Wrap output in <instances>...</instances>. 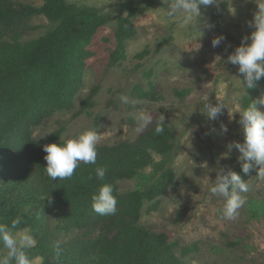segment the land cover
Masks as SVG:
<instances>
[{
  "label": "rangeland",
  "instance_id": "374dc122",
  "mask_svg": "<svg viewBox=\"0 0 264 264\" xmlns=\"http://www.w3.org/2000/svg\"><path fill=\"white\" fill-rule=\"evenodd\" d=\"M66 1L101 9L106 22L88 44L91 54L79 72L61 76L74 80V102L71 108L55 109L33 129L37 144L43 147L60 142V136L67 139L86 130L99 134L98 145L135 142L164 116V123L174 133L173 148L166 153L153 151L145 168L118 182L120 193L126 196L135 190L146 192L167 169L173 172L166 192L144 199L137 225L166 233L176 243L183 264H264V178L257 176L258 166L247 180L248 191L242 193L245 203L235 220L223 217L224 199L208 191L216 177L215 169L236 172L242 167L235 148L222 158L229 143L243 142L240 114L233 113L230 119L225 107L212 121L199 110L208 95L212 104L219 103V97L230 111L242 110L264 95V77L245 94L238 84V79L243 80L238 66L227 62L228 55L254 31L248 22L257 5L252 0H218V6L202 7V23L213 26L204 28V36L198 38L200 34L188 26L164 20L163 0H138L131 18L135 35L126 41L125 57L113 63L119 17L129 13L115 4L129 0ZM44 4L45 0H0V25L5 27L7 39L25 43L54 30L59 22L24 11ZM230 6L235 8L234 15ZM13 13H20L17 20L10 19ZM217 36L225 39L213 47ZM52 76L59 78L60 73ZM93 91L92 100L84 105ZM121 94L131 102L121 103ZM258 107L264 111V105ZM141 110L148 111L153 119L137 133L135 116ZM222 124L227 126L226 133ZM52 183L45 170L23 160L11 157L0 163V222H10L19 213L29 217L23 219L21 227L34 235L32 255L36 264H78L66 261L72 256L65 249L68 237L61 233L53 212L42 207L47 205ZM37 208L42 210L36 213Z\"/></svg>",
  "mask_w": 264,
  "mask_h": 264
},
{
  "label": "trees",
  "instance_id": "16d2710c",
  "mask_svg": "<svg viewBox=\"0 0 264 264\" xmlns=\"http://www.w3.org/2000/svg\"><path fill=\"white\" fill-rule=\"evenodd\" d=\"M140 2L129 0L115 5L126 16L119 17L117 45L111 59L116 63L125 57L126 41L135 35L131 18ZM31 14H44L58 26L39 38L25 43L6 37L0 25V163L11 157L26 165L47 166L46 153L37 144L33 129L58 108H71L74 102V80L63 77L76 74L91 51L87 49L106 16L96 7L68 4L66 0H45ZM21 10V14L24 12ZM25 12V13H26ZM13 13L11 20L19 17ZM4 20V19H3ZM60 73L59 78L52 75ZM75 72V73H74ZM93 91L84 102L92 100ZM144 132L135 142L122 141L113 145H97L96 164L79 163L71 178H56L51 185L46 210H51L67 236L65 249L71 253L66 261L78 264H183L164 232H153L137 225L145 198H155L168 190L173 172L167 169L146 192L131 191L123 196L119 180L132 178L152 160L153 151L166 153L173 148V131L164 123V132L155 128ZM58 138V134L54 135ZM60 143V142H55ZM12 150L10 155L7 154ZM5 153L4 156H1ZM106 168L104 181L97 179L95 169ZM247 182L250 174L242 167L236 171ZM103 183L113 186L117 199L114 215H98L92 210L91 197ZM42 208H37L36 213ZM24 218H29L24 216ZM16 216H14L15 218ZM52 242V241H51ZM53 243V242H52ZM60 249H63L61 246Z\"/></svg>",
  "mask_w": 264,
  "mask_h": 264
},
{
  "label": "clouds",
  "instance_id": "9594fccd",
  "mask_svg": "<svg viewBox=\"0 0 264 264\" xmlns=\"http://www.w3.org/2000/svg\"><path fill=\"white\" fill-rule=\"evenodd\" d=\"M257 5L253 19L249 21V27L253 28L250 36H245L241 44L235 48L227 57V62L238 66V71L243 80L238 79V84L246 94V89H253L255 83L264 77V0H252ZM164 7H161L165 21L174 22L188 26L192 32L199 33V37L204 36V28L210 29L213 25L207 21L202 23V7L212 5L218 6V0H163ZM234 15L235 8H229ZM223 36H217L212 40V46L217 47ZM251 43H248V41ZM199 49V48H195ZM225 62V61H224ZM121 103L128 104L131 101L127 95L121 94ZM219 103L212 104L209 95L203 99L199 110L209 120L215 121L222 110L227 107L230 119L233 113H239L240 124L243 131V142L234 141L227 145L228 152L222 154V158H227L233 148L238 150V162L241 163L242 171L250 174L253 168H257V176L264 178V111L258 107L264 105V95L253 101L242 110L230 111L226 103L217 97ZM152 115L141 110L135 116V130L137 133L143 132L152 122ZM164 116L155 128L157 134L164 132ZM221 130L227 132V126L221 125ZM100 136L94 130H86L74 137L65 139L60 136V143H50L43 146L46 153L44 159L47 166L44 168L46 174L55 180L71 178L80 162L84 164H96L97 145ZM105 167H97L95 175L98 180L104 181L106 176ZM211 171V170H210ZM216 177L212 181L208 191L211 195L224 199L223 217L227 220H235L239 215V210L245 203L242 193L248 191V183L240 174L221 167L215 169ZM179 176V175H178ZM113 186L103 183L98 191L91 197L92 210L98 215H114L117 211V199L113 194ZM23 216L17 215L10 222H0V264H36V258L32 255V250L36 247V240L31 230L21 227ZM59 249V243L56 245Z\"/></svg>",
  "mask_w": 264,
  "mask_h": 264
}]
</instances>
